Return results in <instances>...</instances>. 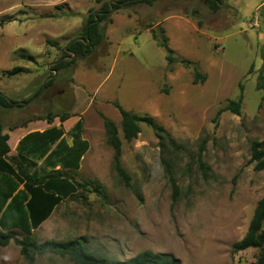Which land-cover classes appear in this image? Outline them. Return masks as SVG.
<instances>
[{
    "label": "rangeland",
    "instance_id": "obj_1",
    "mask_svg": "<svg viewBox=\"0 0 264 264\" xmlns=\"http://www.w3.org/2000/svg\"><path fill=\"white\" fill-rule=\"evenodd\" d=\"M216 1L217 12L208 0L123 5L100 24L103 43L58 73L52 65L82 38L101 4L0 0V92L15 102L11 109L0 107L10 155L17 136L52 126L62 125L71 144L68 131L79 119L90 145L80 169L69 172L88 189L63 201L34 231L39 243L77 239L93 254L121 261L152 251L181 264H258L260 249L235 252L232 246L246 235L264 197V170L252 159L253 144L264 147V91L256 88L264 67V0ZM256 20L258 26L249 28ZM160 28L177 59L172 71L151 32ZM194 68L204 82H194ZM241 86L237 115L227 106ZM115 103L152 117L175 146L163 148L144 123L128 143ZM63 114L70 118L61 123L56 116ZM102 116L119 130L130 180L115 170ZM97 182L103 195L94 191ZM0 264L28 263L12 240L0 246ZM34 264L75 263L43 254Z\"/></svg>",
    "mask_w": 264,
    "mask_h": 264
},
{
    "label": "trees",
    "instance_id": "obj_2",
    "mask_svg": "<svg viewBox=\"0 0 264 264\" xmlns=\"http://www.w3.org/2000/svg\"><path fill=\"white\" fill-rule=\"evenodd\" d=\"M156 0H96L101 4L100 11L92 13L88 17L84 28L82 40L75 39L63 49V55L58 62L52 65L54 72H62L70 68L74 63L75 55L85 57L89 52L103 43L104 35L100 24L108 18L110 12L117 11L123 5L131 6L138 4L153 5ZM209 7L213 12L220 8L216 0H208ZM153 39L166 53V59L170 71L177 61L174 51L169 45V38L164 29L158 33L152 30ZM68 59V60H67ZM187 67L192 65L189 60H181ZM12 73V72H11ZM257 90L264 91V67L259 72ZM205 77L194 68V82H204ZM53 80H49L48 87ZM244 88L241 86L237 100L230 101L227 110L240 115L243 103ZM15 102L8 99L0 92V107L11 109ZM122 122L121 130L123 138L128 142L135 140L141 133V124L151 127L160 145L175 146L174 140L166 132L165 128L154 121L150 116H138L127 111L118 103H115ZM59 117L60 122L67 121L70 117L63 114ZM107 134L108 143L114 149V163L117 173L130 180V177L122 167V142L119 130L115 123L102 116ZM49 124L53 123L54 117H46ZM0 124V246L5 247L13 240L20 248L21 255L28 264H34L35 255L54 254L68 256L75 264H181L178 259L167 253H154L144 251L134 258L121 261L100 257L90 252L80 240L59 242L55 240L39 243L34 239V231L52 215L54 210L63 201L71 199L80 189L87 190L86 183L76 181L69 172L78 171L81 161L89 150V142L82 137L83 122L79 119L70 130L71 144L64 137L62 125L52 126L44 131H34L24 136L16 147V154L10 155L11 148L8 144L9 135L3 132ZM252 159L256 162V169L264 170V147L258 142L252 146ZM175 192L177 190L173 183ZM94 191L103 195L102 188L97 182ZM264 197L257 203L254 215L249 224L244 238L233 244V251H243L249 248L260 249L258 264H264ZM21 235L22 238L19 237Z\"/></svg>",
    "mask_w": 264,
    "mask_h": 264
},
{
    "label": "crops",
    "instance_id": "obj_3",
    "mask_svg": "<svg viewBox=\"0 0 264 264\" xmlns=\"http://www.w3.org/2000/svg\"><path fill=\"white\" fill-rule=\"evenodd\" d=\"M48 129V128H47ZM46 130V129H45ZM71 130V129H70ZM70 130L68 131V132H70ZM44 131V130H43ZM34 132V131H33ZM42 132V131H41ZM65 132V131H64ZM29 133H31V132H29ZM29 133H27V134H29ZM67 133V132H66ZM66 133H65V135H64V137L66 138ZM27 134H25V135H22V136H17L16 138H15V142H14V146H15V149H16V147H17V145H18V143H19V141L24 137V136H26ZM9 135V134H8ZM10 137V136H9Z\"/></svg>",
    "mask_w": 264,
    "mask_h": 264
},
{
    "label": "built area",
    "instance_id": "obj_4",
    "mask_svg": "<svg viewBox=\"0 0 264 264\" xmlns=\"http://www.w3.org/2000/svg\"><path fill=\"white\" fill-rule=\"evenodd\" d=\"M253 26H258V21L256 20V21H254V22H252L251 24H249V28H252Z\"/></svg>",
    "mask_w": 264,
    "mask_h": 264
},
{
    "label": "water",
    "instance_id": "obj_5",
    "mask_svg": "<svg viewBox=\"0 0 264 264\" xmlns=\"http://www.w3.org/2000/svg\"><path fill=\"white\" fill-rule=\"evenodd\" d=\"M78 39L82 40L81 38H78ZM71 58H75V55H73ZM78 58L80 59L81 57H78Z\"/></svg>",
    "mask_w": 264,
    "mask_h": 264
}]
</instances>
